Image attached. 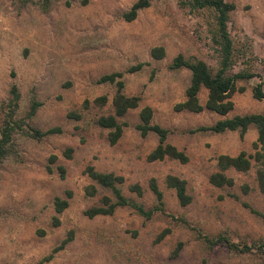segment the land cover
<instances>
[{
  "label": "rangeland",
  "instance_id": "1",
  "mask_svg": "<svg viewBox=\"0 0 264 264\" xmlns=\"http://www.w3.org/2000/svg\"><path fill=\"white\" fill-rule=\"evenodd\" d=\"M82 1L57 0L44 11L38 5L21 7L15 0H0V122L1 105L16 83L20 116L35 97L42 105L34 123L44 130L62 128L42 139L18 134L17 158L10 156L0 167V264H264V251L255 244L264 242V200L255 168L231 169L233 186L218 187L209 180L220 154L254 153L257 129L250 126L243 138L238 130L191 132L236 114L263 113L264 98L256 99L252 92L260 78L239 81L246 89L233 94L234 109L227 115L208 109L176 111L174 105L185 98L191 72L170 69L174 56H196L217 66L206 14L183 8L180 0H152L127 21L123 13L136 0ZM227 1L236 5L229 22L232 37L238 44H251L254 69L264 86V0ZM154 46L165 47L163 58L151 55ZM139 62L146 63L141 70L124 74V91L139 95L141 102L119 117L127 125L116 144L107 138L109 129L96 123V109L81 120L68 116L86 99L103 94L109 98L105 110L110 111L116 86L99 82L100 77ZM207 93L203 88L199 94L203 104ZM147 105L154 110V122L170 130L167 141L184 150L188 162L147 159L159 142L155 132L143 136L136 128L139 112ZM69 148L73 150L67 156ZM88 165L122 175L123 193L146 207L156 202L149 187L150 179L156 178L166 213L146 219L130 207H119L110 215L88 217L85 210L101 204L103 196L114 199L111 189L85 172ZM168 174L187 180L191 203L180 204L175 189L165 183ZM135 182L142 186V196L130 190ZM90 183L97 186L95 196L86 194ZM69 191V206L57 214L55 198H67ZM171 215L186 218L196 230ZM166 227L171 233L158 241ZM197 229L212 236L223 233L241 246L252 245V250L238 253L225 245L211 249ZM70 231L74 239L50 261H43Z\"/></svg>",
  "mask_w": 264,
  "mask_h": 264
},
{
  "label": "trees",
  "instance_id": "2",
  "mask_svg": "<svg viewBox=\"0 0 264 264\" xmlns=\"http://www.w3.org/2000/svg\"><path fill=\"white\" fill-rule=\"evenodd\" d=\"M19 6L25 7L30 4L38 5L42 10L49 11L57 0H15ZM84 4L87 0L82 1ZM152 0H136L131 7L123 13V18L127 21L134 20L139 11L151 5ZM70 1L67 4L70 5ZM180 5L183 8H189L193 12L205 13L209 18V32L212 46L216 53L217 66L213 68L204 59L196 56H185L183 53H178L172 59L169 68L172 70H179L187 68L191 72L190 82L185 90V98L174 105L176 111H191L201 112L208 109L217 112L221 115H227L234 109L233 94L236 91H244L245 86H240L239 81H248L252 78L259 77L258 81L253 87V96L256 99L264 98V86L261 81V75L254 69L255 55L250 43L243 45L236 43L230 31V16L231 12L235 10L236 5L227 0H180ZM166 50L164 46H154L151 49V55L156 59H161L165 56ZM145 62H139L131 65L125 71H115L104 74L100 77L99 82H109L116 86V92L112 98L110 111L105 108L109 103L107 95H99L92 101L86 99L78 110L72 109L68 112V116L77 120L86 117L87 114L96 109L95 117L96 123L103 128L109 129L107 138L111 144H116L124 133V126L126 122H120L119 117L125 116L131 109L138 108L141 102L139 95L126 94L124 74L126 72L132 73L141 70ZM203 88H206L207 98L205 104L200 100L199 94ZM21 100V92L16 83H13L9 89V97L2 103V117L0 122V167L3 162L13 156L17 158L18 149L16 137L17 135H25L36 139H42L45 136L54 133L62 132L60 126L50 127L48 129H41L34 123V116L42 105V102L32 98L29 109L25 115H19ZM140 122L136 128L140 130L143 136L150 132H155L158 135L159 142L157 146L147 155L149 161L163 160L165 158L177 159L182 163L189 161V156L184 150L179 149L176 145L167 141L170 130L154 122V110L151 106H144L140 112ZM250 126L257 129V140L253 143L254 153H247L242 150L237 155L220 154L217 158L216 169L210 174V182L218 187L233 186L235 180L230 175L229 171L234 169L240 172H248L255 168V177L258 188L263 195L264 200V112H254L247 114H236L231 117H225L217 120L211 125H202L191 132H211L223 133L227 130H238L241 138L244 137ZM73 149L69 148L65 153L67 156L71 155ZM56 156L51 157V162L55 161ZM64 174V167H60ZM48 170L51 172L52 168L49 165ZM85 172L96 183L112 190L114 199L110 196H103L101 204L92 205L85 210L88 217L96 215H110L113 214L119 207H130L137 213L144 216L146 219L153 218L158 213H166V202L164 199V192L160 188L157 179L151 178L149 187L154 193L156 202L153 206L146 207L140 201L126 196L120 184L124 182L122 175H117L114 172H103L95 168L94 165H88ZM165 183L169 188L175 189L177 198L182 206H186L192 202V196L188 192V182L175 174H168L165 177ZM248 186H244L247 191ZM130 190L136 192L139 196L143 195V188L135 182L130 185ZM86 194L95 196L98 192L97 186L90 183L85 188ZM69 197H56L54 200L55 210L57 214H61L70 204L69 198L72 193L69 191ZM247 205V204H246ZM256 212V210H253ZM264 216V213L262 214ZM174 220L181 222L184 225L191 226L190 222L184 217H176L171 215ZM55 224H59V217L56 215ZM171 233V229L166 227L163 229L157 240L164 239ZM197 234L211 249L218 245H225L231 250L238 253L250 252L252 245L247 243L242 246L236 242L230 241L228 236L219 233L212 236L202 233L197 229ZM74 239V232L70 231L52 251L43 259V261H50L56 253L64 249ZM260 251H264V242L255 243ZM182 247V242L175 250L178 255ZM264 253V252H263Z\"/></svg>",
  "mask_w": 264,
  "mask_h": 264
}]
</instances>
